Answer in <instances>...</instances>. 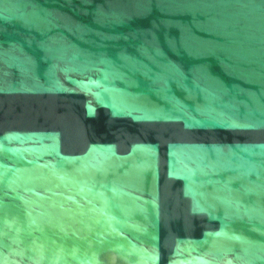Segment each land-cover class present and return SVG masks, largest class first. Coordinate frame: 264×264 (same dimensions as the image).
<instances>
[{
  "label": "water",
  "instance_id": "obj_1",
  "mask_svg": "<svg viewBox=\"0 0 264 264\" xmlns=\"http://www.w3.org/2000/svg\"><path fill=\"white\" fill-rule=\"evenodd\" d=\"M0 264H264V0H0Z\"/></svg>",
  "mask_w": 264,
  "mask_h": 264
}]
</instances>
